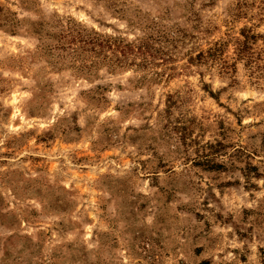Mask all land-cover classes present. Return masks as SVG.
<instances>
[{
    "label": "rangeland",
    "instance_id": "1",
    "mask_svg": "<svg viewBox=\"0 0 264 264\" xmlns=\"http://www.w3.org/2000/svg\"><path fill=\"white\" fill-rule=\"evenodd\" d=\"M204 261L264 264V0H0V264Z\"/></svg>",
    "mask_w": 264,
    "mask_h": 264
},
{
    "label": "trees",
    "instance_id": "2",
    "mask_svg": "<svg viewBox=\"0 0 264 264\" xmlns=\"http://www.w3.org/2000/svg\"><path fill=\"white\" fill-rule=\"evenodd\" d=\"M146 47H147L146 44L143 45V46L141 45L140 48L142 49V52H143V53L147 52V50H145ZM127 48H128V47H127ZM124 49H125V48H123V47L121 48V51H122L123 53H125V50H124ZM200 264H208V262L204 261V262H202V263H200Z\"/></svg>",
    "mask_w": 264,
    "mask_h": 264
}]
</instances>
